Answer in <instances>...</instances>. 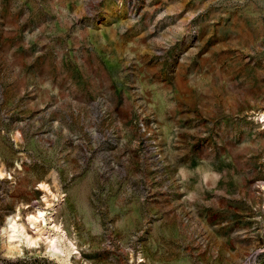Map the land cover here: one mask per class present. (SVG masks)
Returning <instances> with one entry per match:
<instances>
[{"label": "rangeland", "instance_id": "374dc122", "mask_svg": "<svg viewBox=\"0 0 264 264\" xmlns=\"http://www.w3.org/2000/svg\"><path fill=\"white\" fill-rule=\"evenodd\" d=\"M262 113L264 0H0V264H264Z\"/></svg>", "mask_w": 264, "mask_h": 264}, {"label": "bare ground", "instance_id": "6f19581e", "mask_svg": "<svg viewBox=\"0 0 264 264\" xmlns=\"http://www.w3.org/2000/svg\"><path fill=\"white\" fill-rule=\"evenodd\" d=\"M259 118H261L262 122H263L264 114L263 113L260 114ZM0 175H1V171H0ZM40 187H41L40 189H42V192H45L44 196L41 199L42 205L47 207L50 205L49 200H48L49 198L47 196L49 194L51 195V193L49 192L46 185L41 184ZM44 215H45V212L42 209L37 208L35 213L27 216V221H28L27 223H29L31 225L30 228L33 229L32 233L34 234V236L31 235V233L30 234L27 233L23 224L18 221L17 215L10 216L6 221L5 228H4V231L6 232L7 244L10 245V248L12 246L16 245L15 242H19L21 240L24 241V243H26V244H36L37 240L39 241V238H41V240L44 244L43 245L44 248L50 254L59 255V254H62L63 252H67L68 246H70L71 244L66 240L65 234L63 232H61L60 234L58 233L60 231V229L54 222H51V224L49 225L50 226L49 229H51L52 231L46 230L44 232L39 227V224H41L40 222H42L43 225L45 224L46 218L44 217ZM48 218L51 219L50 217H48ZM51 221H52V219H51ZM26 244H24V245H26ZM15 248L16 247H14L13 249L15 250ZM10 250H12V249H10ZM64 259H66V258H64Z\"/></svg>", "mask_w": 264, "mask_h": 264}]
</instances>
